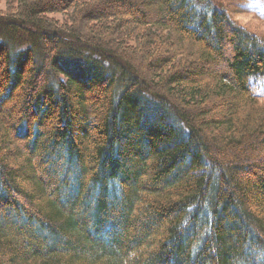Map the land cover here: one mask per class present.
Returning a JSON list of instances; mask_svg holds the SVG:
<instances>
[{
	"label": "trees",
	"instance_id": "trees-1",
	"mask_svg": "<svg viewBox=\"0 0 264 264\" xmlns=\"http://www.w3.org/2000/svg\"><path fill=\"white\" fill-rule=\"evenodd\" d=\"M3 8L0 264H264V39L216 0Z\"/></svg>",
	"mask_w": 264,
	"mask_h": 264
},
{
	"label": "rangeland",
	"instance_id": "rangeland-1",
	"mask_svg": "<svg viewBox=\"0 0 264 264\" xmlns=\"http://www.w3.org/2000/svg\"><path fill=\"white\" fill-rule=\"evenodd\" d=\"M229 13L230 17L246 27L252 33L264 39V0H216ZM4 0H0V8L3 10ZM58 16V15H57ZM218 70L226 72L225 66L219 65ZM250 86L258 95L260 101H264V78L253 77L249 81ZM217 109V108H215Z\"/></svg>",
	"mask_w": 264,
	"mask_h": 264
}]
</instances>
